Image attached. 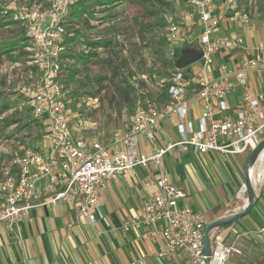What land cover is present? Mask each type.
I'll return each mask as SVG.
<instances>
[{
  "label": "built area",
  "instance_id": "obj_1",
  "mask_svg": "<svg viewBox=\"0 0 264 264\" xmlns=\"http://www.w3.org/2000/svg\"><path fill=\"white\" fill-rule=\"evenodd\" d=\"M45 1L22 17L30 42L25 47L26 82L21 92L33 117L45 125L47 143L45 150L23 146L6 167H2L0 154V224L12 232L35 208L70 204L80 218L95 225L102 214L99 195L109 180L128 179L138 168L154 167L156 180L147 188L145 204L123 222L122 229L141 228L144 238L149 239L161 224L159 260L182 251L188 257L187 264H203L208 221L193 207L179 206L186 193L172 182L165 159L174 150L238 156L261 142L264 91L257 92L249 84L253 76L264 77V39L252 42L237 34L215 37L221 25L220 16L214 14L218 0H183L187 11L178 18L168 17L167 40L172 45L181 40L184 20L192 28L198 27L197 48L203 53L198 67L193 68L197 62L184 69L175 66L165 83V103L138 108L130 125L118 127L110 139H89L69 107V91L62 75L71 36L66 17L80 0ZM227 1L240 25L251 27L250 13L240 8L241 0ZM72 48L83 54L93 49L88 45ZM225 52L228 60L216 65V55ZM170 57L175 64L174 48ZM237 87L245 92L232 108L227 98ZM191 100H197L201 108L196 123L188 118ZM169 119L177 120L179 139L162 142V125ZM142 138L148 140L150 151H141ZM103 222L110 225L105 217ZM236 252L233 244L214 240L212 264H226Z\"/></svg>",
  "mask_w": 264,
  "mask_h": 264
},
{
  "label": "rangeland",
  "instance_id": "obj_2",
  "mask_svg": "<svg viewBox=\"0 0 264 264\" xmlns=\"http://www.w3.org/2000/svg\"><path fill=\"white\" fill-rule=\"evenodd\" d=\"M170 1L175 8L187 9L177 5L179 0ZM45 4V0H0V19L6 23L0 28V48L5 44H15L18 47L15 55L25 52V47L21 46L30 41L22 17L33 6ZM148 7L128 4L127 1L113 7H95L92 9L95 18H89L88 23H82L81 27L71 19L72 8L66 17L69 33L84 26L90 41L103 39L108 42L106 47H93L84 57L71 58L65 54L62 63V75L69 91V107L78 115L89 139H110L118 127L130 125L138 108L161 106L166 102L165 83L175 68L170 50L175 49L178 60L190 33L186 31L181 40L172 45L167 40V20L170 15L177 17L176 11L155 0H150ZM147 9L152 10L153 15ZM18 57L19 62L14 63L6 52L0 54L2 167H6L23 146L45 150L47 143L45 125L33 117L21 92L26 82V59L25 55ZM68 66L78 70L73 80L67 78ZM186 163L199 168H213L217 173L224 172L229 186L228 197H241L245 159L196 157L187 159ZM258 164L254 179L259 186L263 180L264 157ZM198 173L197 180L207 179L206 174ZM260 208L251 213L249 221L236 225L241 233L230 242H234L233 246L239 252L232 255L226 264H264V213H260L264 211Z\"/></svg>",
  "mask_w": 264,
  "mask_h": 264
},
{
  "label": "crops",
  "instance_id": "obj_3",
  "mask_svg": "<svg viewBox=\"0 0 264 264\" xmlns=\"http://www.w3.org/2000/svg\"><path fill=\"white\" fill-rule=\"evenodd\" d=\"M177 3L182 7L185 6L183 0ZM240 8L250 13L251 27L240 25L229 8L227 0L217 1L214 14L220 16L221 25L214 36L237 34L252 42L264 39V0H241ZM175 11L179 17L185 14L187 9L181 10L177 6ZM183 24L182 37L186 31L190 33L186 36L185 47H194V45L197 47L200 36V32L197 34L199 28H192L187 20H184ZM194 30L197 31L194 32ZM15 52L16 50L11 53L16 58L14 63L19 62L17 61L18 56L25 55L24 58L27 59L26 50L16 54L18 56L14 54ZM226 60H228V54L220 53L216 55L215 63L218 65ZM196 67L198 66H193V68ZM214 73L218 74L216 69ZM249 87L257 92L264 91V77L261 79L251 77ZM244 92L243 87H237L228 96L230 107L238 106ZM200 113L199 102L191 100L188 118L196 123ZM176 124V119H169L163 123L160 134L162 142L179 139ZM140 149L145 152L150 151L151 146L146 138H142ZM247 154L230 156L218 152L195 154L192 151H171L165 159V167L175 186L186 193V196L180 199L179 206H190L202 212L208 223L236 211L242 205L246 193L242 191L241 197L229 198V186L226 184L227 177L224 172L217 173L213 168L194 167L187 164L186 160L196 157L210 159L228 157L246 161L245 155ZM198 171L202 175L206 174L207 179L197 180L196 175L200 176ZM155 180L154 167L138 168L136 174L128 179L109 180L106 188L102 189L99 195L102 214L97 216L95 225L80 218L77 209L70 204H61L51 208H35L30 216L18 224L12 232L8 231L5 224H0V264H141V262L145 264H187L188 257L182 251L158 259V252L163 245V239L159 233L162 228L161 224L156 229L158 233L156 232L149 239L144 238L145 232L141 228L129 232L122 229L123 222L141 210L148 198L147 188L154 185ZM258 189L260 199L251 213L259 209L261 203L260 209L264 211V174ZM251 213L225 229L215 230L212 233V240H223L227 244H233V241L230 242L232 238L241 233L236 229V225L242 221V223L249 221ZM103 217L109 220V226L103 222Z\"/></svg>",
  "mask_w": 264,
  "mask_h": 264
},
{
  "label": "water",
  "instance_id": "obj_4",
  "mask_svg": "<svg viewBox=\"0 0 264 264\" xmlns=\"http://www.w3.org/2000/svg\"><path fill=\"white\" fill-rule=\"evenodd\" d=\"M202 50L197 47L186 46L183 48L180 57L176 60L175 66L178 69H184L202 58ZM264 157V137L261 142L251 150L247 156L244 166L245 182L243 185L246 196L243 198L242 205L233 213L221 216L209 222L204 231V262L212 264L213 261V240L212 233L222 226L230 225L242 217H245L255 207L260 199L258 185L254 179V168L258 165L259 160Z\"/></svg>",
  "mask_w": 264,
  "mask_h": 264
},
{
  "label": "trees",
  "instance_id": "obj_5",
  "mask_svg": "<svg viewBox=\"0 0 264 264\" xmlns=\"http://www.w3.org/2000/svg\"><path fill=\"white\" fill-rule=\"evenodd\" d=\"M124 1H127L128 4L136 3L139 6H144V7L149 6L150 7V0H81V2L79 1L77 4L73 5L71 19L74 20V23L78 25L77 27H81V25H83L82 23H88L89 18L93 17L92 9H95V7H113V6L120 5ZM155 1H158L161 4H164L167 8L168 7L171 8L172 11L173 10L175 11V5L170 0H155ZM147 10L149 11V13L152 12V10L150 11V9H147ZM151 14L153 15V13ZM5 25L6 23H4L2 19H0V28ZM67 44L69 46L68 54H66L67 57L76 58L77 56L84 57L86 54L77 52L72 47L77 46V45H88V46L95 47V48H101V47H106L108 45V42L103 39L90 41L86 35V30L84 29V26H83V28H79V29L77 28L75 29L74 32H71V36L69 37ZM26 46H27L26 44H22L21 48H24ZM17 48L18 47H16L15 44H5L2 48H0V54L6 52L10 60L14 62L16 61V58L11 53ZM66 69L69 71V74L67 76L68 80H73L78 70L73 66H68V68ZM232 224L227 225V226H222L218 228L217 230L225 229L231 226Z\"/></svg>",
  "mask_w": 264,
  "mask_h": 264
},
{
  "label": "bare ground",
  "instance_id": "obj_6",
  "mask_svg": "<svg viewBox=\"0 0 264 264\" xmlns=\"http://www.w3.org/2000/svg\"><path fill=\"white\" fill-rule=\"evenodd\" d=\"M262 161V157H261V159L259 160V162H261ZM258 162V163H259ZM259 165V164H258ZM258 165L254 168V173H255V171L257 170L258 171ZM203 264H205V262L203 263Z\"/></svg>",
  "mask_w": 264,
  "mask_h": 264
}]
</instances>
